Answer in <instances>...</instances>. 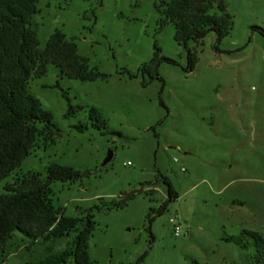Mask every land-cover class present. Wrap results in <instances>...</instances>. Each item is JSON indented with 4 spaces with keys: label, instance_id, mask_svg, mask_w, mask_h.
I'll return each mask as SVG.
<instances>
[{
    "label": "rangeland",
    "instance_id": "374dc122",
    "mask_svg": "<svg viewBox=\"0 0 264 264\" xmlns=\"http://www.w3.org/2000/svg\"><path fill=\"white\" fill-rule=\"evenodd\" d=\"M160 2L39 0L40 49L62 29L106 77L82 81L50 64L30 79L60 131L37 139L0 182V194L45 179L51 163L73 166L83 176L55 181L52 199L67 215L93 214L89 252L97 264H252L246 231L264 237V34L255 28H264V0H226L230 32L219 40L210 31L188 46L164 23ZM189 49L196 56L190 72ZM161 56L176 64L156 67ZM68 98L81 108L68 114ZM93 107L106 126L90 118ZM166 178L179 196L150 221L169 197ZM232 235L247 248L226 239ZM71 240L14 231L0 247V264L41 259Z\"/></svg>",
    "mask_w": 264,
    "mask_h": 264
},
{
    "label": "trees",
    "instance_id": "16d2710c",
    "mask_svg": "<svg viewBox=\"0 0 264 264\" xmlns=\"http://www.w3.org/2000/svg\"><path fill=\"white\" fill-rule=\"evenodd\" d=\"M38 2L0 0V182L30 155L39 137L46 139L45 132L59 129L53 122L52 114L42 107L39 98L30 90L32 77L46 75L50 64H55L62 75L82 81L106 77L105 73L90 67L88 58L80 54L75 39H69L62 29L57 28L44 49H40L38 31L33 23L39 11ZM159 6L165 16L164 23L174 24L175 39L185 46L190 41H202L210 31H215L221 40L234 24L226 0H161ZM255 28L264 34V28ZM162 61L176 64L174 59L161 56L156 67ZM195 64L196 56L189 49L185 69L190 72ZM68 102V114L81 108L74 106L69 98ZM161 103L164 104L162 100ZM90 118L98 121L100 126L107 125L106 119L95 107L91 108ZM78 128L82 130L86 125L79 124ZM46 170L45 179L34 180L29 186L19 189L8 186V192L0 194V247L14 231L46 240L71 235V243L64 249L23 264H67L70 258L76 264H97L89 252V241L96 223L93 214L86 210L83 216L67 215L52 199L51 185L55 181L75 182L83 176V172L58 163L49 164ZM165 182L169 197L153 212L150 221L165 212L169 201L179 196L167 178ZM246 234L254 239L252 264H264L263 235L257 231H246ZM226 239L247 248L239 235ZM146 255L147 252L139 261ZM193 264L204 263L195 260Z\"/></svg>",
    "mask_w": 264,
    "mask_h": 264
},
{
    "label": "built area",
    "instance_id": "2783aa9c",
    "mask_svg": "<svg viewBox=\"0 0 264 264\" xmlns=\"http://www.w3.org/2000/svg\"><path fill=\"white\" fill-rule=\"evenodd\" d=\"M170 222L174 225V231L176 235H179L180 232V222L175 217L170 218Z\"/></svg>",
    "mask_w": 264,
    "mask_h": 264
},
{
    "label": "water",
    "instance_id": "95a60500",
    "mask_svg": "<svg viewBox=\"0 0 264 264\" xmlns=\"http://www.w3.org/2000/svg\"><path fill=\"white\" fill-rule=\"evenodd\" d=\"M112 155V152H110L103 165H105L112 158Z\"/></svg>",
    "mask_w": 264,
    "mask_h": 264
}]
</instances>
